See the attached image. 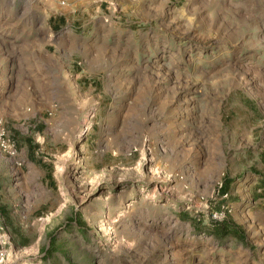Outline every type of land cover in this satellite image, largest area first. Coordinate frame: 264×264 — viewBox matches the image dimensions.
<instances>
[{
	"label": "rangeland",
	"instance_id": "374dc122",
	"mask_svg": "<svg viewBox=\"0 0 264 264\" xmlns=\"http://www.w3.org/2000/svg\"><path fill=\"white\" fill-rule=\"evenodd\" d=\"M0 121V264H264V0H0Z\"/></svg>",
	"mask_w": 264,
	"mask_h": 264
},
{
	"label": "built area",
	"instance_id": "2783aa9c",
	"mask_svg": "<svg viewBox=\"0 0 264 264\" xmlns=\"http://www.w3.org/2000/svg\"><path fill=\"white\" fill-rule=\"evenodd\" d=\"M0 148L5 149L9 155H14L15 153V150L13 149L9 138L6 137L4 134V129L2 127L1 121H0Z\"/></svg>",
	"mask_w": 264,
	"mask_h": 264
},
{
	"label": "trees",
	"instance_id": "16d2710c",
	"mask_svg": "<svg viewBox=\"0 0 264 264\" xmlns=\"http://www.w3.org/2000/svg\"><path fill=\"white\" fill-rule=\"evenodd\" d=\"M25 142H26L27 144H29V140L26 139ZM229 182H230V180L227 179V180H226V183H224L223 185L220 186V193H221V194L226 193V190L228 189V184H229ZM216 227H217V228H215V229H217V230H221L220 235H227V234H228V232L226 231V230H227L226 226H224V225H220V223H219V224H217Z\"/></svg>",
	"mask_w": 264,
	"mask_h": 264
},
{
	"label": "crops",
	"instance_id": "0c3cea01",
	"mask_svg": "<svg viewBox=\"0 0 264 264\" xmlns=\"http://www.w3.org/2000/svg\"><path fill=\"white\" fill-rule=\"evenodd\" d=\"M257 176V184L261 187H264V174H255Z\"/></svg>",
	"mask_w": 264,
	"mask_h": 264
}]
</instances>
